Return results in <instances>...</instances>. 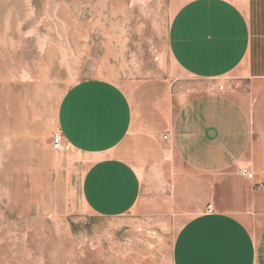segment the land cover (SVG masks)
Returning <instances> with one entry per match:
<instances>
[{
    "label": "rangeland",
    "instance_id": "1",
    "mask_svg": "<svg viewBox=\"0 0 264 264\" xmlns=\"http://www.w3.org/2000/svg\"><path fill=\"white\" fill-rule=\"evenodd\" d=\"M189 1L0 0V264H173L163 252L173 248L183 217L160 205L157 196L167 193L149 182L139 208L115 217L95 215L81 191L86 157L65 142L53 150L52 138L69 89L95 78L128 93L146 81H161L178 105L212 92L211 81H229L231 97L254 110L264 96L263 82L235 75L198 78L174 61L169 30ZM255 138L245 166L264 161L258 156L263 125ZM165 149L170 157V146ZM256 209L250 217L257 236L264 219L256 217L264 205ZM139 228L159 240L133 239L131 230ZM89 245L93 253L82 257L80 249Z\"/></svg>",
    "mask_w": 264,
    "mask_h": 264
},
{
    "label": "crops",
    "instance_id": "2",
    "mask_svg": "<svg viewBox=\"0 0 264 264\" xmlns=\"http://www.w3.org/2000/svg\"><path fill=\"white\" fill-rule=\"evenodd\" d=\"M169 46L188 75L242 76L263 82L264 93V0H191L173 17ZM260 103L264 96L248 112L212 90L178 105L161 81L128 93L95 78L69 89L59 129L66 145L86 157L82 196L93 214L115 217L139 208L150 182L167 193L157 196L160 205L183 217L173 264H264V225L256 236L250 217L264 205V161L245 166L256 129L264 127ZM256 219L263 222L264 212Z\"/></svg>",
    "mask_w": 264,
    "mask_h": 264
},
{
    "label": "built area",
    "instance_id": "3",
    "mask_svg": "<svg viewBox=\"0 0 264 264\" xmlns=\"http://www.w3.org/2000/svg\"><path fill=\"white\" fill-rule=\"evenodd\" d=\"M216 78H211L210 80H215ZM208 88L210 90H215L217 93L226 96V97H231L232 93H234L235 88L231 86V84H229V81L223 82L219 85L216 86V84L211 81L209 83ZM164 139H168L169 138V134H164ZM52 148L53 150H62L64 148V136L63 133L60 129H58L54 134H53V138H52ZM242 173H245L248 177H253V172H250L248 170V168H242L240 170ZM81 191H82V187H81ZM209 211H213L211 208L209 209Z\"/></svg>",
    "mask_w": 264,
    "mask_h": 264
},
{
    "label": "bare ground",
    "instance_id": "4",
    "mask_svg": "<svg viewBox=\"0 0 264 264\" xmlns=\"http://www.w3.org/2000/svg\"><path fill=\"white\" fill-rule=\"evenodd\" d=\"M50 54H54L55 50L54 48H51L49 51ZM184 94V93H183ZM25 121V120H24ZM52 155V154H51ZM139 235H141V237L143 238H150L152 241H157L159 240V237L154 233V232H148L146 229L144 228H139V229H135V230H131V237L135 240H137V238L139 237ZM95 246L93 245H89L86 247H83L82 249H80V255L82 257H87L88 254L93 253ZM166 256H172L173 254V248L172 245H167L164 248V252H163ZM166 264V263H164Z\"/></svg>",
    "mask_w": 264,
    "mask_h": 264
}]
</instances>
